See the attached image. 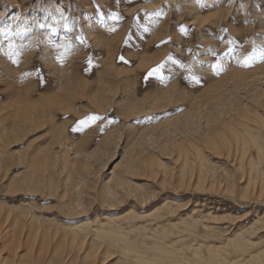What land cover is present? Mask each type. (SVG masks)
<instances>
[{"label": "rangeland", "instance_id": "374dc122", "mask_svg": "<svg viewBox=\"0 0 264 264\" xmlns=\"http://www.w3.org/2000/svg\"><path fill=\"white\" fill-rule=\"evenodd\" d=\"M261 50L264 0H0V264H215L206 242L264 264V60L242 64Z\"/></svg>", "mask_w": 264, "mask_h": 264}, {"label": "bare ground", "instance_id": "6f19581e", "mask_svg": "<svg viewBox=\"0 0 264 264\" xmlns=\"http://www.w3.org/2000/svg\"><path fill=\"white\" fill-rule=\"evenodd\" d=\"M15 16V14H14ZM15 102V101H14ZM22 104V103H21ZM52 104V103H51ZM16 114V113H15ZM19 114V113H18ZM28 114V113H27ZM24 116V115H23ZM20 125V124H19ZM18 125V126H19ZM21 183V182H20ZM22 184V183H21ZM49 185V184H48ZM19 188V187H17ZM50 194V193H49ZM31 211V210H30ZM208 211V210H207ZM21 212V211H20ZM58 212V211H57ZM134 212V210H133ZM174 212V209H171L169 208L168 210V213H173ZM193 212L192 211L190 214H187L186 217H184L182 219V222L184 220V222L186 223V225H191L192 224H196V222H198L199 220L201 221L202 220V217L203 216H197L196 217L193 215ZM128 213H132V212H128ZM20 215H18L16 218H15V221H14V227H15V231L17 232V235H18V238L21 239V233H22V230L25 226V223H24V215H21L22 213H19ZM32 214V212H31ZM53 214V213H52ZM36 216V215H35ZM50 216V215H49ZM97 216V215H96ZM123 216V215H122ZM132 216L134 218H137L138 217V214H133L132 213ZM117 217V216H116ZM115 215H107L106 217V221L105 222H101L99 221L97 218L93 219V222L95 223H99V225L95 226L94 229L98 230V231H103V232H107V233H111V232H114L118 235H125V234H128V233H132L134 234V238H140L142 239L141 243H144V240L145 239H149L150 240V243L154 246H157V244L161 243L163 245H171L174 241V238H170L169 234H170V230H168L166 228V226H163L164 222L166 221H171L173 222L172 218H163L162 220H160L158 222L159 226H154V227H147V226H136L134 224V221H131L129 219H125V222L124 223H121V222H118L117 219H116ZM41 219V218H40ZM119 219V218H118ZM124 219V218H123ZM49 220V219H48ZM36 221H38V223H36V225L40 224V220L39 219H36ZM42 221V220H41ZM57 221V220H56ZM60 221V220H59ZM58 221V222H59ZM57 222V223H58ZM157 222V221H156ZM204 222V221H203ZM42 223V222H41ZM46 223V222H45ZM202 223V222H201ZM35 224V223H34ZM34 224L30 221L29 223V232H31L33 234V239H32V242H36L38 240V237L40 235V229L38 227H35ZM43 225V224H42ZM41 225V226H42ZM52 225V224H51ZM64 225V224H63ZM203 225V224H202ZM45 226V224L43 225ZM58 226V225H57ZM61 226V225H60ZM65 226V225H64ZM67 226V225H66ZM79 227L80 229V226L78 225H70L68 227V230L71 232L72 235H76L77 236V233H76V229ZM205 227V225H204ZM43 228V227H42ZM46 228V226H45ZM188 229V228H187ZM186 229V230H187ZM64 230V229H63ZM191 231V229H188L187 231ZM95 231V230H94ZM180 232V231H179ZM68 233V232H67ZM89 233V232H88ZM97 233V232H96ZM181 234V233H179ZM177 234V235H179ZM187 234V233H185ZM191 234V233H190ZM193 234V233H192ZM252 234V233H251ZM42 235V233H41ZM40 235V237H41ZM56 235H57V231H51L49 229H44V238L41 240L42 241V244H47L51 239H55L56 238ZM92 235V234H90ZM174 235V234H173ZM180 236V235H179ZM182 236V235H181ZM17 237V236H16ZM75 237V236H74ZM74 237H71L73 238L74 240ZM86 237V236H85ZM186 236H184L183 239H185ZM191 237V236H190ZM239 238L238 241H241V243L237 244L236 243V238ZM17 238V239H18ZM178 238V237H177ZM189 238V237H188ZM76 239V237H75ZM83 239V238H82ZM139 239V240H140ZM236 239V240H235ZM247 239V238H246ZM65 240V238H64ZM187 240V239H186ZM244 240V236H242L241 232H238V233H235L234 235H231V236H228L226 237V243H224L225 245L226 244H231V243H235L234 245L237 246V245H240L242 246V242ZM247 240H250L252 241L251 239H247ZM79 241V240H77ZM179 241V240H178ZM181 241V240H180ZM184 241V240H183ZM237 241V242H238ZM140 242V241H139ZM149 242V241H148ZM74 243V242H71V244ZM91 243V242H90ZM194 243V242H193ZM36 244V243H35ZM79 244V242H78ZM77 244V245H78ZM188 244V243H187ZM205 244V248H206V251L208 252V258L204 259V261L207 263V261L209 262L210 260L215 263V264H237L238 261L244 259V258H247L248 259H257V258H260L261 254V250H253V251H249L247 256L243 258V254L240 253L238 254L237 256L241 257L240 260H236L235 258L236 257H229L225 254V250L226 249H223V247L225 248V246L222 245H219V244H215L213 242H206L204 243ZM83 245V241L80 242L79 246L81 247ZM92 245V244H91ZM201 245V244H200ZM93 246V245H92ZM173 246V245H172ZM188 246V245H187ZM190 246V244H189ZM239 246V247H240ZM182 247V246H181ZM198 248V247H197ZM262 249V248H261ZM178 250V249H177ZM76 251V250H75ZM89 251V250H88ZM193 251V254L195 255H199L197 249L195 247H193L192 249ZM228 251V250H227ZM115 254V253H114ZM236 255V254H235ZM263 256V255H262ZM261 256V257H262ZM184 258V257H183ZM263 258V257H262ZM56 259V258H55ZM251 260V261H252ZM262 260V259H261ZM263 262V261H262ZM203 263V262H201ZM51 264V263H50ZM60 264V263H59ZM70 264V262H69Z\"/></svg>", "mask_w": 264, "mask_h": 264}, {"label": "snow or ice", "instance_id": "6c2138e0", "mask_svg": "<svg viewBox=\"0 0 264 264\" xmlns=\"http://www.w3.org/2000/svg\"><path fill=\"white\" fill-rule=\"evenodd\" d=\"M159 14V13H157ZM111 19L113 20H116V19H119V17L115 14L112 15ZM147 30V29H145ZM13 47V45H9V48L11 49ZM9 55H13L12 52H9ZM122 58V57H121ZM257 58L261 59V60H264V50H261L260 53H259V57H257L255 55V53L253 54H250L249 56L245 57V59L242 61V64L244 66H250L251 63H253ZM169 59H171V57H169ZM213 67L219 69V65H214ZM163 68V64L161 65H158L156 68H153L152 70L149 71L148 75L149 76H153V75H160L161 74V69ZM102 119V117L98 116V115H90L88 117H86L85 119L83 120H80L79 121V125L80 126H86L87 124L89 123H95L97 120H100Z\"/></svg>", "mask_w": 264, "mask_h": 264}]
</instances>
